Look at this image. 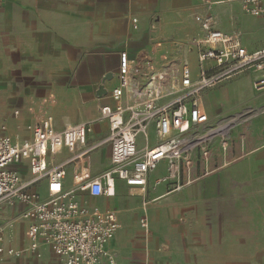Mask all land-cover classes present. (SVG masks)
Segmentation results:
<instances>
[{"label":"crops","instance_id":"obj_1","mask_svg":"<svg viewBox=\"0 0 264 264\" xmlns=\"http://www.w3.org/2000/svg\"><path fill=\"white\" fill-rule=\"evenodd\" d=\"M212 2L208 8L202 0H0V122L7 125L8 134L21 140L32 137L29 125L48 115L54 117L59 130L88 122L92 129L87 146L103 142L90 153L89 164L95 174L106 170L111 166V144L107 141L109 124L100 118V109L114 104L111 91L119 83L121 51L129 53L132 65L136 66L137 59L147 61L142 72L188 62L197 75V47L185 45L201 28L197 15H211L215 28L240 33L249 50L264 48V44L256 47L257 41L252 43V19L264 24V17L255 19L235 0ZM98 45L108 48L109 54L102 47L98 51ZM111 72L105 81L107 93L100 96L99 85ZM256 75L253 71L241 73L203 93L209 126L230 116L239 122L231 130L226 149L219 138L210 143V165L216 168L209 175L182 190L170 191L167 183L155 186V180L166 171L150 174L147 192L152 188L157 195L151 210L147 209L149 234L140 225L144 213L138 217V212L130 211L136 201L123 195L116 198L117 192L102 207L97 201L106 196L86 197L88 203L118 213L121 227L109 246L118 264L248 263L242 259L241 244L225 239L255 235L264 217V90L253 88ZM99 149L104 164L96 168L92 154ZM68 156L63 149L55 159ZM69 171L66 181L70 185L71 168ZM198 171L202 172V166ZM15 208L22 210L23 206L12 210ZM8 209L0 211V218ZM10 222L16 223L0 219L2 224ZM23 224L26 226L25 221ZM6 231L21 246L22 240L14 239L12 228ZM160 241L168 244L159 246ZM45 252L60 264L46 247L42 257Z\"/></svg>","mask_w":264,"mask_h":264},{"label":"built area","instance_id":"obj_2","mask_svg":"<svg viewBox=\"0 0 264 264\" xmlns=\"http://www.w3.org/2000/svg\"><path fill=\"white\" fill-rule=\"evenodd\" d=\"M203 1L212 7V0ZM235 1L246 13L264 17V0ZM196 20L204 32L193 42L200 63L197 75L188 62L142 72L147 61L137 59L135 66L126 50L119 53V83L111 91L114 104L100 109L111 144V166L106 170L95 174L89 164L90 153L103 142L87 146L92 129L88 122L59 130L48 115L29 125L32 137L23 140L8 134L7 125L0 122V211L23 206L20 218L26 222L27 236V246L20 247L6 235L13 222L0 223V264L26 253L41 258L43 247L60 264H118L109 247L121 227L118 213L90 204L86 197L116 196L117 180L145 193L150 174L163 163L165 175L155 186L167 183L170 191L182 190L215 170L210 143L219 138L226 149L239 119L230 116L209 126L202 95L225 79L251 71L257 73L253 88L264 90V48L249 50L240 33L215 28L211 15H197ZM63 149L69 156L56 161ZM44 183L46 198L37 190ZM140 225L149 234L147 209Z\"/></svg>","mask_w":264,"mask_h":264},{"label":"rangeland","instance_id":"obj_3","mask_svg":"<svg viewBox=\"0 0 264 264\" xmlns=\"http://www.w3.org/2000/svg\"><path fill=\"white\" fill-rule=\"evenodd\" d=\"M202 2L204 3L203 0ZM242 13H243V10L241 8V14ZM254 18L261 21V18H256V17ZM134 19L135 18L132 19V22L134 24V28H137L136 26L137 22H135ZM190 23L191 22H188L187 25ZM201 35H203V32L199 26V30L197 34L193 36V38L185 42L186 47L193 45V41L197 39L198 37H200ZM133 40L134 39H131L130 41H133ZM254 41H257L255 42L256 47H258V45L264 44V24H261L258 21L252 19V43H254ZM101 47L103 48V52L105 53V55L109 54L110 50L108 48H105L103 46ZM101 47L98 45L96 49L100 51V49H102ZM92 50H94L93 47L90 48V51ZM115 67L116 66H113V68ZM98 81L100 80L98 79ZM261 97H263V95ZM24 127L27 128L26 125ZM102 152L103 150L99 149L93 152L92 154V162L96 168L101 167L104 164L102 162ZM59 157L62 158L61 154L59 155ZM165 171H166L165 164H160L158 169L154 172V175H160L164 173ZM24 176L25 178H29L30 177L29 172H26ZM39 185L40 186H38L37 189H40L39 191H40L41 197L46 198L47 192H46V188L44 187V184H39ZM123 185H124L123 182H121L120 180L116 181L117 192H118L116 198L123 195L125 199L128 198L130 201H136L137 205L135 207L130 208V211L138 212V217H140L141 214L144 213L145 209H148V207H149L148 211L151 210V203L154 201V197L157 195V192L155 190L151 188L148 190L147 194H145V193H141L136 187L135 188H130V186L123 187ZM111 200L112 198L110 199L108 197H102L97 202L100 205H102V207H107L108 203ZM8 210L10 211H6L1 216L0 219L2 221H7L10 219H14L16 221V223L12 226L14 239L17 240L20 238V240L22 241H20L18 244L21 245L20 247H26L27 246V236L26 234H24L26 231V226L25 224H23L24 221L20 219L21 209L15 208L14 210H12V207H9ZM19 226H20V231H19ZM256 231L257 233L255 235L242 234L239 236H226L225 241L227 243H240L241 244L242 246L241 254L243 256L242 259L249 260V261H246L248 263H245V264H259V260L264 261V228L260 220L256 227ZM163 243L168 244V242L160 241L159 246H161V244ZM1 264H57V263L54 257L51 255V253L45 252L42 258H36L26 253L21 258H18V259L11 258L5 262H2Z\"/></svg>","mask_w":264,"mask_h":264},{"label":"water","instance_id":"obj_4","mask_svg":"<svg viewBox=\"0 0 264 264\" xmlns=\"http://www.w3.org/2000/svg\"><path fill=\"white\" fill-rule=\"evenodd\" d=\"M111 76H112V72H111L110 74H107V75L103 78L101 84L99 85V88H98V94H99L100 96H103V95H105V94L107 93V89L105 88V81H106V79L110 78Z\"/></svg>","mask_w":264,"mask_h":264}]
</instances>
